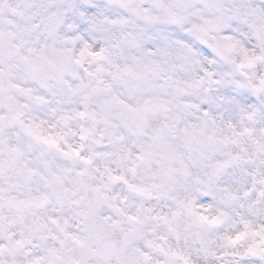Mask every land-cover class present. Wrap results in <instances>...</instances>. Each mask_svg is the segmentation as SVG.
<instances>
[{
	"label": "clouds",
	"instance_id": "9594fccd",
	"mask_svg": "<svg viewBox=\"0 0 264 264\" xmlns=\"http://www.w3.org/2000/svg\"><path fill=\"white\" fill-rule=\"evenodd\" d=\"M0 264H264V0H0Z\"/></svg>",
	"mask_w": 264,
	"mask_h": 264
}]
</instances>
